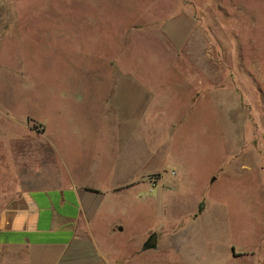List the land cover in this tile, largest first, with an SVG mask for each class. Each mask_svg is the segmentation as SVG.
<instances>
[{"label": "rangeland", "instance_id": "374dc122", "mask_svg": "<svg viewBox=\"0 0 264 264\" xmlns=\"http://www.w3.org/2000/svg\"><path fill=\"white\" fill-rule=\"evenodd\" d=\"M39 126L106 129L113 159L123 127L148 135L157 182L115 188L106 264H264V0H0V188Z\"/></svg>", "mask_w": 264, "mask_h": 264}, {"label": "crops", "instance_id": "0c3cea01", "mask_svg": "<svg viewBox=\"0 0 264 264\" xmlns=\"http://www.w3.org/2000/svg\"><path fill=\"white\" fill-rule=\"evenodd\" d=\"M125 83L112 82L109 101L113 115L122 119L134 110L131 98L122 95ZM32 131L44 137L45 148L31 146L29 168L16 166L15 178L0 188V264H106L102 240L123 231L122 222L109 215L115 188L157 182L148 179L157 171L144 170L148 135L123 127L120 156L113 159L106 129L89 130L82 142L84 134L74 128L61 132L57 142L41 126Z\"/></svg>", "mask_w": 264, "mask_h": 264}, {"label": "water", "instance_id": "95a60500", "mask_svg": "<svg viewBox=\"0 0 264 264\" xmlns=\"http://www.w3.org/2000/svg\"><path fill=\"white\" fill-rule=\"evenodd\" d=\"M156 247V234L152 233L147 241L143 244L142 249H150V248H155Z\"/></svg>", "mask_w": 264, "mask_h": 264}, {"label": "trees", "instance_id": "16d2710c", "mask_svg": "<svg viewBox=\"0 0 264 264\" xmlns=\"http://www.w3.org/2000/svg\"><path fill=\"white\" fill-rule=\"evenodd\" d=\"M202 209H203V204L200 203L199 208H198V211H202Z\"/></svg>", "mask_w": 264, "mask_h": 264}]
</instances>
